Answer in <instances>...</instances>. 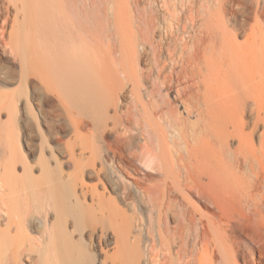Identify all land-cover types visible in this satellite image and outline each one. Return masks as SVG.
Masks as SVG:
<instances>
[{
    "label": "bare ground",
    "instance_id": "obj_1",
    "mask_svg": "<svg viewBox=\"0 0 264 264\" xmlns=\"http://www.w3.org/2000/svg\"><path fill=\"white\" fill-rule=\"evenodd\" d=\"M160 1L0 0V264H264V0Z\"/></svg>",
    "mask_w": 264,
    "mask_h": 264
},
{
    "label": "rangeland",
    "instance_id": "obj_2",
    "mask_svg": "<svg viewBox=\"0 0 264 264\" xmlns=\"http://www.w3.org/2000/svg\"><path fill=\"white\" fill-rule=\"evenodd\" d=\"M94 1V0H93ZM133 3H132V8L137 12V8H138V5H140V7L142 9H146V10H151V9H154L155 10V14L158 15V17H161L162 18V15L164 13V10L161 8L162 6H160V0H132ZM142 1V2H141ZM156 5V6H155ZM198 5V6H197ZM194 11H198L199 7H200V0H194ZM180 9V8H179ZM162 11V12H161ZM189 14V13H188ZM162 20V19H161ZM140 67L143 69V71L145 72L147 70V65H146V60L145 58H142L140 60V63H139ZM146 66V67H145ZM17 89L16 86H13V87H9L7 88L6 90H15ZM35 108V107H34ZM39 117V116H38ZM24 150H25V153H27V156H29L30 158L32 157L33 158V154L30 153L29 150L26 149V147L24 146L23 147ZM29 148V146H28Z\"/></svg>",
    "mask_w": 264,
    "mask_h": 264
}]
</instances>
